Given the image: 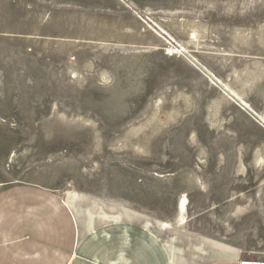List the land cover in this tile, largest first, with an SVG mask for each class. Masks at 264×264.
<instances>
[{
	"label": "rangeland",
	"instance_id": "obj_1",
	"mask_svg": "<svg viewBox=\"0 0 264 264\" xmlns=\"http://www.w3.org/2000/svg\"><path fill=\"white\" fill-rule=\"evenodd\" d=\"M208 1L0 0V190L31 183L64 198L74 188L87 210L150 216L188 256L221 242L240 249V263L264 261V167L254 163L264 71L250 74L244 60L264 54V0ZM181 196L186 228L156 223L175 217ZM248 198L227 234L229 212Z\"/></svg>",
	"mask_w": 264,
	"mask_h": 264
},
{
	"label": "crops",
	"instance_id": "obj_2",
	"mask_svg": "<svg viewBox=\"0 0 264 264\" xmlns=\"http://www.w3.org/2000/svg\"><path fill=\"white\" fill-rule=\"evenodd\" d=\"M76 198L78 193L62 198L31 183L1 189L0 264H241L235 246L215 242L188 256L182 246L164 243L149 215L140 222L129 219L133 214L126 208L94 212L78 206ZM156 223L184 227L169 220Z\"/></svg>",
	"mask_w": 264,
	"mask_h": 264
},
{
	"label": "bare ground",
	"instance_id": "obj_3",
	"mask_svg": "<svg viewBox=\"0 0 264 264\" xmlns=\"http://www.w3.org/2000/svg\"><path fill=\"white\" fill-rule=\"evenodd\" d=\"M205 1V0H204ZM210 1V0H209ZM208 1V2H209ZM223 1V0H222ZM236 0H228L227 2H235ZM253 1H256V0H239L240 2V6L243 8L247 5L246 2H253ZM260 1V0H259ZM207 2V1H206ZM257 2V1H256ZM238 3V2H237ZM246 3V5L244 4ZM255 3V2H254ZM210 4V3H209ZM253 4V3H252ZM251 4V5H252ZM263 3H261L262 5ZM213 5V4H212ZM223 5V4H222ZM238 5V4H237ZM245 5V6H243ZM256 5V4H255ZM247 7V6H246ZM255 7V6H254ZM227 8V6H226ZM229 8V7H228ZM233 9V8H232ZM236 9V8H235ZM239 9V8H238ZM258 20V19H256ZM190 21V20H189ZM159 27L164 31H166V29L164 27H162L160 24H159ZM186 27V26H185ZM151 29L154 31V33L158 36V38L162 39L161 38V35H164L163 33L160 34V32L156 29V27H151ZM185 30V29H183ZM204 30V27L203 26H192L191 29L188 31L189 32V38L192 39L193 41H197L199 39V34L201 32H203ZM259 30L256 34H257V39L259 40H262L264 39V24L263 25H260L259 26ZM164 31V32H165ZM183 32V31H182ZM166 33V32H165ZM187 34V33H186ZM185 35V34H184ZM251 38V37H250ZM168 42V41H167ZM255 44V43H254ZM260 47V46H259ZM248 49V48H247ZM250 49V48H249ZM253 49V48H252ZM255 49V48H254ZM256 50V49H255ZM258 51V50H257ZM255 52V51H254ZM246 62L247 61H251L252 64L254 65L253 67L252 66H249V71H250V74H253V75H261V73H263V68H262V65H263V60H264V54L263 53H259V52H256V53H252V54H248L245 59H244ZM106 80H108V77H105ZM104 80V79H103ZM215 83L216 81L214 79H212ZM105 81V80H104ZM218 84V83H216ZM221 84H223L226 88L222 87L220 84H218L220 86L219 90H220V93H222V96L223 97H226L227 99L233 101L234 103H237L234 101L237 100L241 105H243L244 107L246 105H248L247 101L245 100V98L242 96L241 92H239L235 86H231L228 82L226 81H221ZM244 93V92H243ZM241 99V100H240ZM159 106V105H158ZM249 106V105H248ZM246 108V107H245ZM161 110V109H160ZM169 121V120H168ZM122 148V147H121ZM124 149V148H123ZM122 149V150H123ZM264 153V152H263ZM93 156V155H92ZM254 163H255V166L257 167V172H260L262 171L263 167H264V155L262 153H259L258 151L255 152V155H254ZM240 170V174H246L247 171L245 169L244 166H241V168L239 169ZM65 193V192H64ZM67 193H77L76 190L74 188H70L69 190L66 191L65 194ZM245 201L243 204H236L234 206V208L229 212V215L227 216V219L224 221V228L226 229V231H229V232H226L227 234L231 233L233 228H232V223L231 221H237L239 220L240 217L248 214L250 211H251V205H252V201L250 198L246 199V200H243ZM234 205V203H233ZM175 217L174 218H171L169 221L170 222H173V223H176L178 225H181V226H184L186 227V224L188 222V201H187V198L185 196H181L179 201L177 202L176 204V212H175ZM239 249V248H238ZM240 250V249H239ZM243 252V251H242ZM250 254H256L255 252L253 251H250L249 252ZM246 262H250V261H247L245 260ZM244 264H248V263H244Z\"/></svg>",
	"mask_w": 264,
	"mask_h": 264
},
{
	"label": "built area",
	"instance_id": "obj_4",
	"mask_svg": "<svg viewBox=\"0 0 264 264\" xmlns=\"http://www.w3.org/2000/svg\"><path fill=\"white\" fill-rule=\"evenodd\" d=\"M244 263H248V264H264V261H250V262L241 261V264H244Z\"/></svg>",
	"mask_w": 264,
	"mask_h": 264
},
{
	"label": "water",
	"instance_id": "obj_5",
	"mask_svg": "<svg viewBox=\"0 0 264 264\" xmlns=\"http://www.w3.org/2000/svg\"><path fill=\"white\" fill-rule=\"evenodd\" d=\"M246 107V106H245ZM247 108V107H246Z\"/></svg>",
	"mask_w": 264,
	"mask_h": 264
}]
</instances>
